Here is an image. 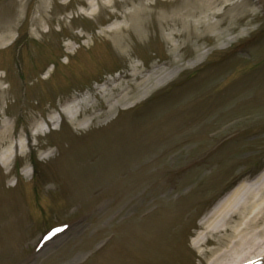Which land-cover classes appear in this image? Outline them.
<instances>
[{"label":"rangeland","instance_id":"374dc122","mask_svg":"<svg viewBox=\"0 0 264 264\" xmlns=\"http://www.w3.org/2000/svg\"><path fill=\"white\" fill-rule=\"evenodd\" d=\"M249 1L233 32L208 33L177 61L155 29L149 38L124 32L118 46L106 30L124 20L116 8L88 17L77 0H49L37 28L38 0H0V25L14 26L0 49V128L20 145L0 141V264L211 261L206 251L223 232L195 248L201 221L230 191L240 187L236 200L264 185V0ZM164 6L157 0L158 11ZM135 65L145 75L178 72L85 128L62 112L85 95L107 104L97 91ZM93 115L82 112L78 123ZM140 156L148 163L131 198L99 184L112 177L118 185Z\"/></svg>","mask_w":264,"mask_h":264},{"label":"bare ground","instance_id":"6f19581e","mask_svg":"<svg viewBox=\"0 0 264 264\" xmlns=\"http://www.w3.org/2000/svg\"><path fill=\"white\" fill-rule=\"evenodd\" d=\"M161 1L165 5L162 11L156 9L157 0H77L81 5V13L88 17L99 14L102 9L116 8L114 15L122 16L124 20L106 30L119 35L116 43L118 46L127 43L124 32L129 35L134 32L141 38H149L155 29L162 32L163 38L176 53L177 61L182 60L181 51L189 50L194 45L198 46L197 44L203 41L208 33L211 32L215 37L221 38L224 31L233 32L250 13L248 7L251 4L249 0H237L232 3V0ZM61 3L66 6L69 2L61 0ZM48 6L49 0H38V9L41 13L33 20L37 28L43 27V12L48 10ZM119 12L122 14L120 15ZM230 12L233 14L229 16ZM46 23L49 25L51 20ZM223 27L225 28L223 31L218 30ZM13 31L14 26L11 23L0 25V49L13 40ZM202 58L203 55H200L190 64L200 62ZM177 72L178 68L167 71L158 67L145 75L144 70L135 65L127 68L112 83L106 84L97 91L107 104L96 105L91 96L85 95L68 103L63 107L62 112L70 122L77 124L79 128H85L91 124L92 120L110 116L121 106L128 108L131 103L147 99L152 92L159 89L161 84ZM97 110H102V112L96 113ZM82 112H94V115L90 120L78 123V117ZM39 134H41V129H37L35 136ZM11 140L10 127L5 124L0 128V141L8 144ZM11 144L15 150L20 148L18 143ZM9 157L8 154L7 157L2 158L1 163L4 167L10 164ZM147 163L144 157L140 156L135 159L133 167L127 166L129 169L127 173L123 171L119 173L118 178L122 177V174H126L127 177L119 179L118 185L113 184L115 180L112 177L100 181L99 184L104 189L111 190L112 193L120 194L124 199L131 198L134 193L133 188L141 181L142 170H145ZM239 189L240 187L225 195L200 223L204 230L194 239L195 248L199 249L208 243V238L214 231L223 232L212 243L214 247L206 251L213 256L208 264H255L260 259L259 255H262L261 258L264 257V185H261L260 190L249 188L239 194L235 200L233 197ZM136 208L137 212H140L144 205H138ZM135 223L138 226L143 224V218L138 217ZM230 252L231 257L226 259Z\"/></svg>","mask_w":264,"mask_h":264}]
</instances>
